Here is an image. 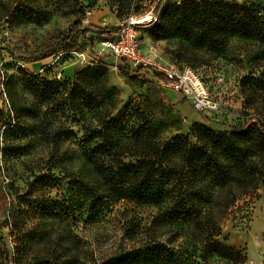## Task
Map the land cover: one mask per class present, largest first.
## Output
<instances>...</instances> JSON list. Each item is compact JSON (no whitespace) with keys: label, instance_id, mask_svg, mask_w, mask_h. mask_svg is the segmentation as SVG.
I'll return each mask as SVG.
<instances>
[{"label":"rangeland","instance_id":"obj_1","mask_svg":"<svg viewBox=\"0 0 264 264\" xmlns=\"http://www.w3.org/2000/svg\"><path fill=\"white\" fill-rule=\"evenodd\" d=\"M159 1L0 0V236L7 241L10 264H105L122 252L146 250L155 239L179 250L185 264H264L263 186L233 203L227 200L231 194L217 191L206 208L197 199L195 212L170 220L163 218L168 202L153 205L128 199L114 201L96 220L84 208L72 215L61 213L72 193L71 178L83 173V123L96 124L99 116L86 113L80 122L71 112L58 111L63 96L56 94L45 102L52 113L41 117V98L31 89L32 75L47 73L64 82L91 63L104 61L119 109L135 99L167 123L162 137L178 130L188 133L194 122L177 106L184 100L180 93L127 69L124 61L103 48V37L95 31L72 34L54 48L56 36L77 22L120 28L133 14L155 13ZM229 1L264 7V0ZM158 22L159 17L137 27L142 50L202 75L219 102L218 110L203 112L190 100L206 121L202 123L218 130L260 123L264 89L245 81L264 72L260 44L235 37L220 49L197 48L179 37L155 36ZM212 229L220 233L216 239L244 256L205 253ZM138 261L134 264H153ZM0 264H6L1 252Z\"/></svg>","mask_w":264,"mask_h":264},{"label":"trees","instance_id":"obj_2","mask_svg":"<svg viewBox=\"0 0 264 264\" xmlns=\"http://www.w3.org/2000/svg\"><path fill=\"white\" fill-rule=\"evenodd\" d=\"M163 2L156 5L159 22L155 36H175L194 47L213 50L224 47L230 38L245 39L260 44L259 58L264 63V7L229 0ZM117 29L85 27L77 22L56 36L54 48L67 42L72 34L95 31L102 38ZM9 52L14 56V51ZM262 75L264 72L245 81L264 89ZM32 79L31 89L41 98V117L52 113L45 102L56 94L63 96L58 111L71 112L80 122L86 113L99 116L96 124L83 123V173L70 180L72 193L61 208L63 214L72 215L84 208L96 220L114 201L128 199L153 205L168 202L163 218L170 220L175 215L195 212L197 199L200 207L206 208L205 203L211 202L217 191L231 194L227 200L233 203L264 187V115L260 123L233 130L194 122L188 133L178 130L164 138L167 123L148 113L137 100L117 107L116 89L109 82V66L104 61L78 70L73 80L61 82L47 73L33 74ZM13 107L18 111L14 103ZM219 234L211 230L205 253L225 258L244 256L241 250L216 239ZM0 252L10 264L4 236H0ZM140 259L153 264H185L179 250L158 239L146 250L122 252L105 264H134Z\"/></svg>","mask_w":264,"mask_h":264},{"label":"built area","instance_id":"obj_3","mask_svg":"<svg viewBox=\"0 0 264 264\" xmlns=\"http://www.w3.org/2000/svg\"><path fill=\"white\" fill-rule=\"evenodd\" d=\"M150 17L155 19L147 23L157 20L154 11L144 16L131 15L124 25L102 38L103 48L124 61L131 71L143 73L152 77L160 85L174 88L191 100L198 110L203 112L218 110L219 102L197 70L189 66L179 67L162 62L153 52L146 53L142 50L137 27L143 24L138 22Z\"/></svg>","mask_w":264,"mask_h":264},{"label":"crops","instance_id":"obj_4","mask_svg":"<svg viewBox=\"0 0 264 264\" xmlns=\"http://www.w3.org/2000/svg\"><path fill=\"white\" fill-rule=\"evenodd\" d=\"M143 51L146 53L150 52V51H146L144 49H143ZM180 96L184 100L182 102L177 103V106H178L179 110H181L186 115V117H188L189 121L192 123L193 122H206L203 119V117L201 116V114L192 107L191 101L181 94H180ZM210 126L216 128L213 125H210Z\"/></svg>","mask_w":264,"mask_h":264},{"label":"water","instance_id":"obj_5","mask_svg":"<svg viewBox=\"0 0 264 264\" xmlns=\"http://www.w3.org/2000/svg\"><path fill=\"white\" fill-rule=\"evenodd\" d=\"M154 19H155V17H150V18L139 21L138 24H144V23L150 22Z\"/></svg>","mask_w":264,"mask_h":264}]
</instances>
